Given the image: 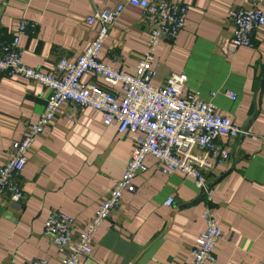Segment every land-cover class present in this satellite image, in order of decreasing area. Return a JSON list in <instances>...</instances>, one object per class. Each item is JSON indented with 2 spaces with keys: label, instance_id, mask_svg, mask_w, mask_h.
Masks as SVG:
<instances>
[{
  "label": "crops",
  "instance_id": "obj_1",
  "mask_svg": "<svg viewBox=\"0 0 264 264\" xmlns=\"http://www.w3.org/2000/svg\"><path fill=\"white\" fill-rule=\"evenodd\" d=\"M169 1L187 5L189 12L175 39L161 41L154 53L153 84L185 75L183 95L197 92L237 127L263 135L264 27L254 32L252 47L230 53L227 18L230 10L256 3L264 13V0ZM120 3L124 9L108 28L99 59L132 74L149 27L142 10L125 0H0V45L11 42L21 19L35 23L34 33L19 38L22 61L53 73L59 59L75 61L92 41L95 28L85 19ZM81 82L120 90L93 75ZM49 93L35 81L0 77V167L41 114ZM131 137L105 127L98 111L84 108L76 114L71 103L64 104L32 144L20 174L22 200L0 198V264H59L61 254L42 236L46 218L62 212L74 219L76 233L82 231L121 178ZM217 144L229 158L206 174L209 202L191 179L163 175L148 156L145 171L133 180L135 191L122 195L119 207L93 235L92 253L82 264H185L205 229L201 214L206 208L223 232L215 264H264V145L246 135L222 136ZM169 198L173 203L166 207Z\"/></svg>",
  "mask_w": 264,
  "mask_h": 264
},
{
  "label": "built area",
  "instance_id": "obj_2",
  "mask_svg": "<svg viewBox=\"0 0 264 264\" xmlns=\"http://www.w3.org/2000/svg\"><path fill=\"white\" fill-rule=\"evenodd\" d=\"M125 3L140 8L149 27L145 51L132 74L105 65L99 59L108 28L122 14L123 3L87 17L85 23L95 28L89 46L73 62L59 59L53 73H43L22 61L19 38L28 32L34 33L35 23L21 19L11 42L0 45V77L17 76L35 81L50 92L41 114L28 126L11 158L0 167V198H7L11 203L22 200L20 174L32 144L66 103L73 105L76 114L84 108L98 111L105 127L132 135L133 147L121 178L114 182L82 231L76 233L74 219L62 212L53 211L46 218L42 236L61 254L59 264H82L81 259L91 255L93 235L119 207L122 195L135 191L133 180L145 171L146 157H153L156 169L165 176L178 173L191 179L209 202L211 190L206 174L225 165L229 158L227 149L217 144L218 139L246 135L254 140L260 139L264 145V134L257 136L250 129L237 127L232 120L218 113L213 103L202 100L197 92L183 95L185 75L172 74L162 86L153 84L156 75L152 67L154 53L161 41L175 39L184 28L189 7L169 0H125ZM227 21L232 27L227 50L233 53L240 47L253 46L254 32L264 27V13L256 3L230 10ZM85 75L100 77L106 84L118 86L120 90L111 92L82 83L81 78ZM172 203L169 198L164 205L170 207ZM201 218L205 229L195 240L189 251L190 260L185 264L216 262L215 251L223 232L210 208L202 212ZM29 264L45 262L33 260Z\"/></svg>",
  "mask_w": 264,
  "mask_h": 264
}]
</instances>
